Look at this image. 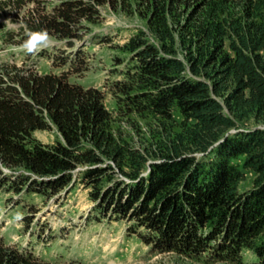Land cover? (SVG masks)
<instances>
[{"label":"trees","instance_id":"obj_1","mask_svg":"<svg viewBox=\"0 0 264 264\" xmlns=\"http://www.w3.org/2000/svg\"><path fill=\"white\" fill-rule=\"evenodd\" d=\"M27 3L29 32L71 48L103 9L144 22L121 47L114 93L116 113L138 141L115 126L102 90L70 79L83 50L54 56L58 73L3 62L0 184L57 194L79 181L97 219L129 223L153 253L205 264H250L247 255L264 264V0ZM53 130L60 135L53 145L34 136ZM248 175L252 185L241 191ZM0 264L84 263L49 261L0 237Z\"/></svg>","mask_w":264,"mask_h":264},{"label":"rangeland","instance_id":"obj_2","mask_svg":"<svg viewBox=\"0 0 264 264\" xmlns=\"http://www.w3.org/2000/svg\"><path fill=\"white\" fill-rule=\"evenodd\" d=\"M27 2L25 0V6L22 4V9L17 8L20 5L0 3V64L15 63L39 74L58 73L60 68L54 65V56H67L73 51L83 50L84 55L79 60L81 67H77L70 79L83 87L102 90L105 106L120 120L115 126H120L124 133L132 134L138 141L137 133L126 123L127 116L119 117L116 113L114 93L115 84L123 79L122 61L125 55L121 47L134 33V28L144 27V22L121 11L103 9L102 20L96 25L86 24L80 31V38L74 39V48L68 47L65 41L49 37L47 46L38 45L29 52L23 47L27 36L21 35L20 31L21 27H25L26 34L29 33L23 18L34 5ZM48 8L51 10L50 5ZM57 46L60 49H56ZM130 118L146 129L140 118L134 115ZM34 136L45 145H53L60 138L56 130L38 131ZM251 185L252 176L248 175L240 186L241 191ZM40 190L41 194H27L25 191L19 194L8 183L0 184V237L10 245L30 249L53 262L205 264L187 261L173 254L153 253L129 233V223L97 219L91 212L93 203L89 191L79 181L57 194L46 188ZM245 262L251 264L252 260L246 255Z\"/></svg>","mask_w":264,"mask_h":264},{"label":"clouds","instance_id":"obj_3","mask_svg":"<svg viewBox=\"0 0 264 264\" xmlns=\"http://www.w3.org/2000/svg\"><path fill=\"white\" fill-rule=\"evenodd\" d=\"M28 39L25 41L23 47L29 52L35 50L38 45L47 46L49 37L45 32H29L27 33ZM8 171V170H7Z\"/></svg>","mask_w":264,"mask_h":264},{"label":"water","instance_id":"obj_4","mask_svg":"<svg viewBox=\"0 0 264 264\" xmlns=\"http://www.w3.org/2000/svg\"><path fill=\"white\" fill-rule=\"evenodd\" d=\"M258 129H264V125L259 126ZM242 130H244V127H240L238 130H232V131L229 132V134H230V133H235V132H238V131H242ZM229 134H228V135H229ZM222 141H223V140H222ZM222 141H221V142H222ZM219 143H220V142H219Z\"/></svg>","mask_w":264,"mask_h":264}]
</instances>
